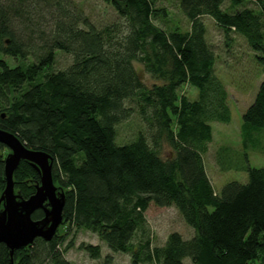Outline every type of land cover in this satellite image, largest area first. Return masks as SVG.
I'll use <instances>...</instances> for the list:
<instances>
[{
    "label": "trees",
    "instance_id": "1",
    "mask_svg": "<svg viewBox=\"0 0 264 264\" xmlns=\"http://www.w3.org/2000/svg\"><path fill=\"white\" fill-rule=\"evenodd\" d=\"M100 1L117 18L96 28L65 0H0V53L22 62L0 58V129L51 157L53 184L64 194L61 225L97 234L110 251L128 253L131 264H182L186 257L192 264H264V167H246L245 182L228 181L217 193L202 158L210 124L230 119L202 17L225 46L240 36L264 68V0H178L189 26L168 31L152 21L167 15L157 0ZM30 24L48 26L46 39L37 30L39 46L25 35ZM57 51L71 62L53 71ZM183 85L196 89L194 99L179 93ZM124 101L135 104L145 134L116 144V124L134 111ZM239 134L244 149H258L264 139V79L241 114ZM7 152L0 143V192ZM12 180L26 198L39 175L21 160ZM150 205L174 207L192 236L170 232L154 247L146 235L132 241ZM42 215L36 210L31 218ZM59 239L36 238L15 250L12 262L70 264ZM81 247L91 258L100 255L98 245ZM0 264H10L2 243Z\"/></svg>",
    "mask_w": 264,
    "mask_h": 264
},
{
    "label": "rangeland",
    "instance_id": "2",
    "mask_svg": "<svg viewBox=\"0 0 264 264\" xmlns=\"http://www.w3.org/2000/svg\"><path fill=\"white\" fill-rule=\"evenodd\" d=\"M65 1H68L67 7L69 9L85 17L96 28L112 23L117 18L112 8L100 0ZM177 4L178 0H157L155 6L164 7L167 15L152 20L153 23L164 31L174 28L178 30L188 29V21L179 11ZM202 20L207 27L208 43L215 54L214 72L226 91V103L230 113V119L227 123L213 122L210 124L212 129L211 141L207 144V149L202 155L206 175L213 190L218 193L221 186L228 181L245 182L246 167H264V139L260 142L258 149H244L239 134L241 114L252 102L258 84L264 79V68L255 63L252 52L240 36L233 35L232 40L225 46L222 34L213 22L206 16L202 17ZM33 25L23 26V28L25 35L31 36L34 45L39 46L37 37L40 33L37 30L43 28V36L46 39L48 26H38L37 28ZM0 58L6 60L9 65L22 63L18 59L3 56L1 53ZM70 62L69 54L57 51L50 69L53 71L66 69ZM135 68L144 74V81L147 84L152 81L147 73H143V68L140 65L136 64ZM179 93L186 95L189 99L196 97V89L187 85L181 86ZM124 106L132 107L134 111H130L124 119L116 124V144L133 140L139 131L145 134V126L135 113V104L124 101ZM166 150L167 146L162 145L161 155H164ZM143 217L144 222L138 228L132 241H136L140 234L146 235L149 237L150 247H154L162 245L170 232H177L184 239L192 236V229L184 223L180 214L172 206L156 207L150 205L144 211ZM55 234L60 236L57 248L70 264H131L128 253L110 251L98 235L89 230L82 228L75 230L64 223L58 227ZM86 244L99 246L100 255L98 258H91L81 247ZM140 264L148 263L141 262ZM182 264L192 263L186 257Z\"/></svg>",
    "mask_w": 264,
    "mask_h": 264
},
{
    "label": "water",
    "instance_id": "3",
    "mask_svg": "<svg viewBox=\"0 0 264 264\" xmlns=\"http://www.w3.org/2000/svg\"><path fill=\"white\" fill-rule=\"evenodd\" d=\"M0 143L8 150L3 159L4 185L0 192V243L8 250L9 263L15 264V250L30 245L36 238L49 241L53 237L62 223L64 194L53 184L52 159L47 153L27 148L15 135L2 129ZM21 160L39 175L33 192L26 198L13 189L12 174ZM36 210L43 215L33 220L31 214Z\"/></svg>",
    "mask_w": 264,
    "mask_h": 264
}]
</instances>
